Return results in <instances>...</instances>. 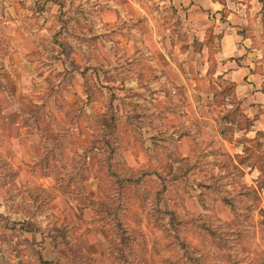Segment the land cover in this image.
Instances as JSON below:
<instances>
[{
    "label": "rangeland",
    "instance_id": "1",
    "mask_svg": "<svg viewBox=\"0 0 264 264\" xmlns=\"http://www.w3.org/2000/svg\"><path fill=\"white\" fill-rule=\"evenodd\" d=\"M220 1L264 81V0ZM140 2L0 0V264H264V107Z\"/></svg>",
    "mask_w": 264,
    "mask_h": 264
},
{
    "label": "crops",
    "instance_id": "2",
    "mask_svg": "<svg viewBox=\"0 0 264 264\" xmlns=\"http://www.w3.org/2000/svg\"><path fill=\"white\" fill-rule=\"evenodd\" d=\"M112 1V0H105ZM133 4L139 5L140 0H127ZM252 3V9L257 8L254 1L248 0ZM160 2H168L171 6L180 7V6H188L187 11L190 10H198L200 13L204 15L196 17L194 21H192L191 15L185 14V20L187 23L199 27V31L201 29V33L199 35V40H201V51L206 52V57H208L209 53V45L207 40L205 39V28L208 26H212L214 28L213 32H223L222 36L219 38V43L214 47V58L215 64L212 71H215L216 75L224 77L227 81H231L234 83V91L239 98L249 101L250 106L253 104L260 105L264 107V81L251 70L252 65L248 57L243 54L246 52V49L243 45V38L238 34L236 25L239 22V19L242 18L243 15L238 14L235 11H229L226 20L221 17V10L224 7V4L220 0H160ZM259 3V2H258ZM239 4L246 5L247 3L240 1ZM260 7H264V2L260 4ZM121 8V7H120ZM211 17V18H210ZM211 19V20H210ZM243 19V18H242ZM206 20V21H205ZM226 24V25H225ZM204 27V29H203ZM192 29V28H191ZM190 29V30H191ZM174 46H178L177 43ZM191 45L185 48L188 52H190ZM164 55L168 57L166 53H169L167 50L164 51ZM172 68V65H167ZM203 69L206 71L209 68V61L206 60L205 64L202 65ZM177 69L178 66L175 65ZM179 80V79H178ZM261 128L264 130V121L261 123ZM0 206V212L2 209ZM15 213V212H14ZM12 219V217H10ZM15 218V217H13ZM28 218L24 215L22 220ZM7 228L5 224L0 223V231ZM52 248H46L44 251H51ZM3 257L8 258V253H2ZM55 255L53 251L50 252V256L46 257L50 260H55ZM17 261H20L21 256H15Z\"/></svg>",
    "mask_w": 264,
    "mask_h": 264
},
{
    "label": "trees",
    "instance_id": "3",
    "mask_svg": "<svg viewBox=\"0 0 264 264\" xmlns=\"http://www.w3.org/2000/svg\"><path fill=\"white\" fill-rule=\"evenodd\" d=\"M228 82H230V85L232 86V89H231V91L229 92V94H234V83L233 82H231V81H228ZM224 88H226V86H224ZM246 117V116H245ZM247 118V117H246ZM249 125V124H248ZM250 126V125H249ZM245 128V130H248V127H244ZM256 134H260V132L259 131H256ZM249 140V139H248ZM239 162H242V159L241 160H239ZM261 171H260V173L261 172H264V169H260ZM259 182V181H258ZM221 200L225 203V205H227V206H229L230 208H231V210H233L234 211V208H233V206H232V204L230 203V200L227 198V197H222L221 198ZM164 213H166L167 215H168V218H169V221H170V224H173V220L175 219V211H173V210H171V209H165L164 211H163ZM263 215H264V211H262L261 212ZM124 237L122 238V240L120 241V243H122V241H124ZM115 257V256H114ZM115 261H116V258H115ZM41 262H44V263H46V264H49V262H51L50 260H43L42 259V257H41Z\"/></svg>",
    "mask_w": 264,
    "mask_h": 264
}]
</instances>
